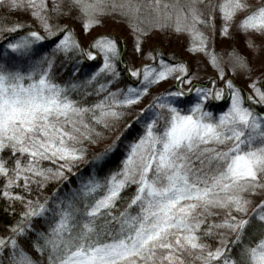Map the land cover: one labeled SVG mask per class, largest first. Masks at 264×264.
<instances>
[{
  "label": "snow or ice",
  "instance_id": "snow-or-ice-1",
  "mask_svg": "<svg viewBox=\"0 0 264 264\" xmlns=\"http://www.w3.org/2000/svg\"><path fill=\"white\" fill-rule=\"evenodd\" d=\"M105 17L127 24L136 53L153 33L186 37L194 64L202 55L221 86L193 85L195 72L156 47L145 53L152 63L121 70L117 38L85 47L74 27L88 34ZM241 35L243 49L231 43ZM0 40V213L11 217L0 264H264V59L254 78L250 56L264 54V0H0ZM85 58L99 63L80 76ZM123 72L138 84H122ZM230 73L247 76L251 94ZM180 85L196 96L187 109ZM101 141L93 172L62 192Z\"/></svg>",
  "mask_w": 264,
  "mask_h": 264
},
{
  "label": "trees",
  "instance_id": "trees-1",
  "mask_svg": "<svg viewBox=\"0 0 264 264\" xmlns=\"http://www.w3.org/2000/svg\"><path fill=\"white\" fill-rule=\"evenodd\" d=\"M254 2H259V0H254ZM104 21L106 22V25L111 24V27L117 28L118 32L122 37L125 39L124 42L120 40L119 37L109 35L112 37L117 38L120 41V47L122 50V55H123V62L121 63V70H123V65L124 63H129L132 67H139L136 66L138 59L141 60L144 63H152L150 58L145 57V53L150 47H156L159 49V51L163 54V58L168 61L169 58H172L170 62L175 63L177 61H183L182 58H178V56L183 52V46L180 43L182 40H185L186 37L184 36H168L166 35L163 40H160L156 37H158L159 34L153 33V39L150 40L147 43H144L142 51L140 53H136L133 42H132V35L131 31L128 28L127 24L124 23L120 18L118 17H105ZM3 35H8L7 33H4ZM242 36V35H241ZM241 36H237L234 41H231V43H234L237 47L239 46L238 44V39ZM97 37V36H96ZM219 39V37H218ZM180 40V41H178ZM0 43H3V40H0ZM158 44L161 47H158ZM51 47V42L46 41L44 43V46L41 48V51H44L45 49L50 50ZM221 50V45L217 44L216 46V51ZM253 53H256L253 51ZM199 61V69H197L196 65L192 66L190 69L191 71L196 72V78L191 82L193 85H198L202 87H212L211 80L215 79L217 81V87L221 86V78L216 77V69L213 68L210 64L206 63L205 58L200 55L198 57ZM193 62V59H192ZM99 63V61H87L85 58L83 62V67L81 72L79 73L80 76H84L86 73H90ZM194 63V62H193ZM65 67L66 68H71V62L70 61H64ZM189 72V74H190ZM69 78V72L68 71H61L57 75V79L59 80H64ZM225 79H229L227 76ZM121 83L124 85H133L135 86L138 84V81H136L134 78L130 77L126 72H123L122 77H121ZM173 83V79L169 78L165 82L153 86L149 92V94L142 99L141 102L135 104L132 106L133 110L135 111L139 107H142L144 103H147L148 99H150L151 95L153 94H158L160 91L164 90L167 88L169 85ZM233 83L241 88L244 92L245 95H248L250 93H247V91L244 89L243 86L237 83V81H233ZM248 83V82H247ZM258 83L261 86H264V81H258ZM181 88L185 90L186 95L184 97L180 98V103L179 107L182 109H187L190 107L192 103H195L196 100L193 98L192 94L194 92H191L189 90L188 85H180ZM227 91V90H225ZM226 108L225 102L222 100L220 102H215L212 101L209 104V110L213 111L214 113H219L220 111L224 110ZM130 119V117H126L124 122H127V120ZM139 130V125H134L131 129L125 131L123 133L120 146L116 149L115 153L109 158V162L104 165V168L101 170L106 171L109 168H115L116 165L119 163V158L122 156L123 150L125 145L134 137L136 136L137 132ZM107 141H101L98 145L95 146H90L88 156L85 158V160L81 161L76 167L72 169V172L67 173L68 179L66 181L62 182V185H65L66 187L62 186L61 191L65 192L67 191V188L70 187H75L77 183L83 179H87L89 174L93 172V164L90 161V157L95 153L100 151ZM11 217H8L7 215L0 213V231L3 230V224L7 221H9Z\"/></svg>",
  "mask_w": 264,
  "mask_h": 264
},
{
  "label": "rangeland",
  "instance_id": "rangeland-1",
  "mask_svg": "<svg viewBox=\"0 0 264 264\" xmlns=\"http://www.w3.org/2000/svg\"><path fill=\"white\" fill-rule=\"evenodd\" d=\"M141 2H145V0H141ZM12 15H20V14H17V13H14ZM64 22V21H62ZM36 26V25H34ZM112 25L109 24V25H106V22L103 20V25L102 26H98V27H93L92 29H90V32L88 34H84L82 33L81 31H79L78 29V26H74V27H77V35H78V38L80 39V42L82 44V46H87L88 42L96 37V36H100V35H113V36H117L120 38L121 41L124 42V38L122 37V35L119 34L117 28H114V27H111ZM38 27V26H36ZM244 37L241 36L239 39H238V48L240 49H243L245 47L244 45ZM180 41V40H178ZM180 43L182 44V46L184 47L183 48V54L181 53L178 58H182L183 62H185L189 69L192 68V66H194V63L192 62V54L191 53H188L186 51V48H187V41H186V38L185 40H182V42L180 41ZM257 43H259V38L257 40ZM158 47H161L159 44H158ZM250 56L252 57V64H253V68H254V73H253V77L255 78L258 74V71H259V65L261 63V60L264 59V54H258L257 52L256 53H253V52H250ZM142 61L138 59V62L136 64V66H141L142 65ZM197 68V67H196ZM199 69V67L197 68ZM194 71H191L190 72V75L193 73ZM196 74V72H195ZM216 77L217 76V73H215ZM227 77L229 79H231L232 81H237L238 84H240L241 86L244 87V89L247 91V93H250L251 94V90L248 88V78L247 76L245 75H241V74H228ZM193 98L196 100V96H195V93L192 94Z\"/></svg>",
  "mask_w": 264,
  "mask_h": 264
}]
</instances>
